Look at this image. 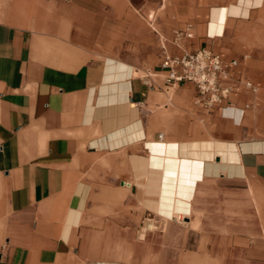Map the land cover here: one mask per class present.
<instances>
[{
    "label": "crops",
    "instance_id": "crops-1",
    "mask_svg": "<svg viewBox=\"0 0 264 264\" xmlns=\"http://www.w3.org/2000/svg\"><path fill=\"white\" fill-rule=\"evenodd\" d=\"M17 2L0 21V264H225L201 202L205 185L218 178L264 191V0ZM188 29L192 37L178 48L173 33ZM203 48L237 60L233 73L258 93L233 94L208 111L193 105L192 85L165 90L164 49ZM184 93L189 116L202 124L191 133L171 118L187 103ZM160 140L178 142L174 151L199 160L202 171L194 170L185 217L155 214L164 235L141 233L139 241L138 222L149 210L138 198V157L152 158ZM188 141L226 145L204 150ZM108 168L109 184H120L111 195L115 208H91ZM124 169L132 182L123 181ZM124 185L141 209L126 224ZM107 212L113 234L90 227ZM173 220L181 224H167ZM193 234L200 235L191 245ZM242 245L238 254L250 263L226 264H264V241Z\"/></svg>",
    "mask_w": 264,
    "mask_h": 264
},
{
    "label": "rangeland",
    "instance_id": "rangeland-1",
    "mask_svg": "<svg viewBox=\"0 0 264 264\" xmlns=\"http://www.w3.org/2000/svg\"><path fill=\"white\" fill-rule=\"evenodd\" d=\"M18 4L17 0H7L6 2H2L0 0V21L8 18L12 11L14 10L15 5ZM16 8V7H15ZM176 96L178 97L177 91ZM183 96L187 103L180 108V111L172 114L171 118L176 122V124L183 123L185 124V129L188 132H193L195 129V124L201 126V123L194 121L193 116H189V103L188 97L184 93ZM187 97V98H186ZM157 109L156 107L154 108ZM186 110V112H185ZM158 111V110H156ZM189 142H196L201 144L206 150V147L218 145V146H225L221 142L216 141H188ZM200 145V146H201ZM129 170L124 169L123 171V181L124 182H132ZM107 181L106 184L102 185H95L93 188V194L90 200L91 208H99V209H114L115 206L111 199L113 197L115 185L120 187L119 181L117 184H109L110 179L114 180L113 169L108 168L107 174ZM124 185V191L126 195L121 199L120 208L125 210L124 212V222L123 224L129 223L131 219V212L132 214L136 213L137 210H140L139 207H132L131 203L134 199L131 189H128ZM135 192V191H134ZM133 192V193H134ZM203 200L201 204L205 209V213L203 216V224L206 228H210L212 231L209 233L215 240L220 242V248L218 249V253L220 254V262H226L235 260L236 262H249L241 254H238L239 251H242L240 247H242L243 242H260L264 241V191L261 187L254 185L250 182H233L231 180H222L218 178L210 183H207L204 187L203 191ZM103 194L109 195L106 200H104ZM110 201H109V200ZM107 203H111L110 207ZM107 215L101 216L100 218L95 217L96 221H93V225L90 227L99 230V231H106L113 234L114 232V216L113 212L105 213ZM99 220H101L99 222ZM126 220V222H125ZM152 220V221H151ZM153 220L159 229L153 230V228L149 227L148 225H154ZM190 219L187 218L181 224L177 220H173L168 222L167 224H181L185 225L189 223ZM141 227L139 228V233H137V239L139 241H144L139 239V235L142 233L143 229H146L147 234H155L156 239L162 234V227L166 224L160 221L159 218H156V215L148 212L147 215L139 220ZM147 225V226H146ZM200 228V227H199ZM197 228V229H199ZM113 231V232H112ZM103 235V234H102ZM200 234H193L191 238H188L190 244L198 239ZM205 238V237H204ZM203 238V240H204ZM126 238L124 237V240ZM114 242L121 243L120 240ZM131 251L129 249H124ZM94 251V250H92ZM101 251V250H97ZM250 263V262H249ZM247 263V264H249ZM223 264V263H221Z\"/></svg>",
    "mask_w": 264,
    "mask_h": 264
},
{
    "label": "built area",
    "instance_id": "built-area-1",
    "mask_svg": "<svg viewBox=\"0 0 264 264\" xmlns=\"http://www.w3.org/2000/svg\"><path fill=\"white\" fill-rule=\"evenodd\" d=\"M191 37L190 29L175 31L173 43L181 48L183 40ZM238 66L237 60H225L219 53L207 48L193 52L183 51L180 55H171L164 49L161 61L165 90L192 85L196 91L193 105L208 111L229 103L233 94H241L244 91L258 93L259 90L253 82L233 73L232 69ZM250 107L251 105L247 104L245 109Z\"/></svg>",
    "mask_w": 264,
    "mask_h": 264
},
{
    "label": "bare ground",
    "instance_id": "bare-ground-1",
    "mask_svg": "<svg viewBox=\"0 0 264 264\" xmlns=\"http://www.w3.org/2000/svg\"><path fill=\"white\" fill-rule=\"evenodd\" d=\"M207 36L209 38H222L224 32L215 37H211L209 34ZM131 126H128L126 129L131 128ZM135 140L136 138L134 137L133 141ZM154 144L157 148L155 152L152 151L154 153L152 158L138 157L139 166L136 171V176L138 198L141 203L140 207L142 209L146 207L149 212L166 219H183L189 211V199L192 197L195 184L194 174L196 172L198 174V171L200 172L201 170H197L195 166H198L200 161L179 156L174 151V148L178 147V142L172 143L160 140V142H154ZM201 162L203 165V161ZM195 169L197 171L194 173ZM133 184H135L134 180ZM153 222L154 225L148 226L153 228V230L158 229L159 226L156 225L155 220ZM145 228L142 234L146 233Z\"/></svg>",
    "mask_w": 264,
    "mask_h": 264
}]
</instances>
